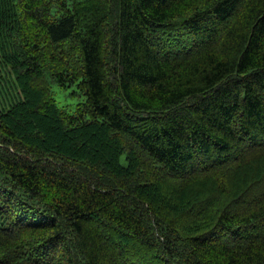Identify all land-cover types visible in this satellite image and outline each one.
<instances>
[{
  "label": "trees",
  "instance_id": "16d2710c",
  "mask_svg": "<svg viewBox=\"0 0 264 264\" xmlns=\"http://www.w3.org/2000/svg\"><path fill=\"white\" fill-rule=\"evenodd\" d=\"M0 264H264V0H0Z\"/></svg>",
  "mask_w": 264,
  "mask_h": 264
},
{
  "label": "rangeland",
  "instance_id": "374dc122",
  "mask_svg": "<svg viewBox=\"0 0 264 264\" xmlns=\"http://www.w3.org/2000/svg\"><path fill=\"white\" fill-rule=\"evenodd\" d=\"M11 90H12V94L10 93L11 91L6 92V94L9 95L11 98H13L16 95H13L14 90L12 88H11ZM16 93H17V95L19 94L18 90H16ZM58 94H59L58 100H59V102L62 103V105L71 104L73 102L70 98L66 97V92L64 90L58 88Z\"/></svg>",
  "mask_w": 264,
  "mask_h": 264
}]
</instances>
